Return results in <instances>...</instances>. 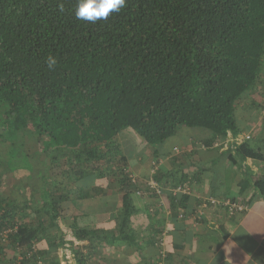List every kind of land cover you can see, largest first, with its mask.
<instances>
[{
	"label": "trees",
	"instance_id": "trees-1",
	"mask_svg": "<svg viewBox=\"0 0 264 264\" xmlns=\"http://www.w3.org/2000/svg\"><path fill=\"white\" fill-rule=\"evenodd\" d=\"M76 4L0 0V141L14 137L11 154L22 151L30 166L32 155L41 154L50 160L47 176L60 171L72 181L58 192L59 186H43L36 210L32 202L20 206L0 196V244L28 247L30 256L34 243L50 238L62 203L76 194L88 198L103 178H115L122 194L118 230L108 236L135 247L134 196L144 191L129 171L131 156L124 158L122 133L143 139L156 155L183 128L206 132V146L215 148L229 132L242 133L237 110L263 74L264 0H126L95 23L78 19ZM49 55L57 60L53 69L45 63ZM262 115L251 125L256 131ZM254 136L228 152L236 164L250 159L263 166V174H245L240 186L245 192L252 185L264 197V133L256 143ZM162 176L156 171L153 178L161 195ZM183 178L169 200L186 218L189 194H174L185 184L193 190ZM80 180L85 184L77 185ZM26 208L36 212L35 223L28 222ZM74 228L76 238L90 244L105 232Z\"/></svg>",
	"mask_w": 264,
	"mask_h": 264
},
{
	"label": "crops",
	"instance_id": "crops-1",
	"mask_svg": "<svg viewBox=\"0 0 264 264\" xmlns=\"http://www.w3.org/2000/svg\"><path fill=\"white\" fill-rule=\"evenodd\" d=\"M252 95L242 110L255 114L238 115L242 133L257 124L263 113L264 67ZM258 122L262 125L254 134L255 143L264 133V122ZM206 134L183 128L158 147L157 155L144 143L143 153L130 159L129 171L144 191V195L134 196L137 211L131 230L137 235L135 247L108 236L118 230L122 194L115 178H103L93 183L99 191L88 198L76 194L62 203V217L51 225L49 239L33 244L32 256L28 247L10 240L1 242L0 264H264V197L252 185L245 192L240 186L245 174L255 175L263 166L250 159L236 164L227 150L206 146ZM126 159L129 162L128 156ZM156 171L163 175L160 196L152 195L147 186ZM183 177L193 188L182 210L186 218L172 211L169 200L171 189ZM211 197L238 199L245 210L230 215L219 205H210L202 219L195 217L194 212ZM28 212L35 221L33 212ZM74 223L81 229L105 232L90 244L76 238Z\"/></svg>",
	"mask_w": 264,
	"mask_h": 264
},
{
	"label": "rangeland",
	"instance_id": "rangeland-1",
	"mask_svg": "<svg viewBox=\"0 0 264 264\" xmlns=\"http://www.w3.org/2000/svg\"><path fill=\"white\" fill-rule=\"evenodd\" d=\"M246 101L249 103L250 99H244V101L241 102L237 113L238 115L241 114L243 117H250L251 114H255V112L250 111L249 113H246L242 110L243 104L247 103ZM121 138H123L121 143L124 147L123 150L126 149L125 154L127 152L128 155L131 156L130 158H135L136 155H140L141 153H143L144 148L142 146L145 143L143 139V142H140L136 140L137 138H135L133 134L128 132ZM14 142V137H11L8 141L5 142L0 141V196L8 199L11 203H17L20 206H23L27 201L32 202V205H30L33 209L36 210L37 205H39L40 203V194L43 186L47 187L49 185L51 186L50 188L53 191H55L59 186V189L55 191L58 192L62 191L61 187L64 183L66 184L67 182L70 183L72 181H70L67 177L63 178L62 175H59V170H57V173L59 171L58 175H53L52 171L49 170V176H47L48 172L45 173V171L46 169H48L47 163H50V160L48 161L44 156H41V154L32 155V157L30 156L31 166L27 163L28 159H25V155L22 153V151H19L17 155L15 153L11 154L9 152V149L11 144L13 145ZM24 149H26L27 154L30 153L31 155V153L33 152L32 150L34 149L33 142L31 140H27ZM126 157L127 154L126 156H124V158L126 159ZM44 175L49 178L52 177L51 181L46 182L43 179L45 177ZM83 184H85V181L83 182L81 180L77 183V185ZM70 185L75 191L77 185L73 183H71ZM88 185H92V183H88ZM97 191L99 190H93L91 193ZM32 208H26V213H29V210L33 212ZM33 214L36 217V212H33ZM28 219L29 223L31 221H34L32 213L29 214ZM18 221H23L21 216L18 217Z\"/></svg>",
	"mask_w": 264,
	"mask_h": 264
},
{
	"label": "built area",
	"instance_id": "built-area-1",
	"mask_svg": "<svg viewBox=\"0 0 264 264\" xmlns=\"http://www.w3.org/2000/svg\"><path fill=\"white\" fill-rule=\"evenodd\" d=\"M256 129H257V126L254 125L253 127L250 128V130L248 132L240 133V134H237L236 136H234L231 132H229L227 137L223 141L216 143L214 147L218 148L222 151H224V150L228 151L231 148L234 149L235 147L243 144L244 142L251 140L253 135L256 132ZM261 174H263V171ZM133 179L135 181L136 177L134 176ZM147 186L149 189H151V191H152L151 193L161 195V187H160L158 182L151 179L147 182ZM191 192H190V188L187 186V184H185L182 187H178L174 191V194H179V193L190 194ZM138 194H141V192L138 191ZM143 194H144V192H143ZM145 194H147V193H145ZM204 202H206V203L199 206V209L197 211L198 216H195L199 219H201L205 216L206 209L210 205H213V206L219 205V208L221 207V208L228 210V213L230 215L235 214V213H242L245 210L244 205H240L236 202H233L231 199H217V198L211 197L209 199H205ZM179 217L184 218V215L180 214ZM8 232H11V230L7 231L6 233L3 234L4 239L7 238ZM162 254L163 253H161V255Z\"/></svg>",
	"mask_w": 264,
	"mask_h": 264
},
{
	"label": "clouds",
	"instance_id": "clouds-1",
	"mask_svg": "<svg viewBox=\"0 0 264 264\" xmlns=\"http://www.w3.org/2000/svg\"><path fill=\"white\" fill-rule=\"evenodd\" d=\"M125 5L126 0H77L75 15L78 19L95 23L107 19L112 12H119ZM45 63L49 69H53L57 60L49 55Z\"/></svg>",
	"mask_w": 264,
	"mask_h": 264
}]
</instances>
